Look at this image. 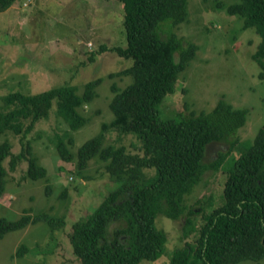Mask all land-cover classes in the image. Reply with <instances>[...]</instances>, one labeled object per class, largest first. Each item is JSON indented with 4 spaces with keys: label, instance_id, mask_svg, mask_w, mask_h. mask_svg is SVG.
<instances>
[{
    "label": "rangeland",
    "instance_id": "rangeland-1",
    "mask_svg": "<svg viewBox=\"0 0 264 264\" xmlns=\"http://www.w3.org/2000/svg\"><path fill=\"white\" fill-rule=\"evenodd\" d=\"M235 1L239 0H187L188 17L175 32L184 45L194 43L198 49L180 74L175 92L163 100L160 113L168 119L180 113L210 111L220 98L249 112L230 140L234 143L206 146L204 170L184 195L181 216L172 219L160 213L156 218L157 228L167 236L163 255L139 264H171L175 251L193 242L202 214L223 202V184L233 160L264 129V78L261 65L252 58L262 37L252 27L244 29L241 16L227 11ZM126 45L119 0H17L0 11V112L16 108L4 100L15 92L35 95L72 85L83 94L87 83L102 79L95 98L80 110L86 119L81 129H71L57 114L54 101L48 119L38 121L25 137L29 118H20L18 134L6 131L0 135V144L8 142L11 154L3 160L0 219L30 217L24 228L0 238V264H82L71 243L73 226L93 212L115 182L105 160L95 157L81 165L78 150L113 121L112 86L121 89L131 81L127 75L110 76L132 65V59L115 51ZM104 135V146L142 155L137 137L112 129ZM58 139L66 142L70 160L58 152ZM21 153L23 157H16L11 167V157ZM31 156L46 167L43 177L28 175ZM144 172L149 176L155 168L146 167ZM236 264H264V259Z\"/></svg>",
    "mask_w": 264,
    "mask_h": 264
},
{
    "label": "trees",
    "instance_id": "trees-1",
    "mask_svg": "<svg viewBox=\"0 0 264 264\" xmlns=\"http://www.w3.org/2000/svg\"><path fill=\"white\" fill-rule=\"evenodd\" d=\"M15 1L0 0V11ZM119 1L127 45L116 47L115 51L133 63L110 76L127 75L131 81L121 89L112 86V123L104 124L102 133L78 150L81 165L95 157L105 160L115 182L93 212L73 226L71 243L82 264L158 260L165 251L167 236L157 228V216H181L184 195L204 170L206 146L230 142L249 112L220 98L210 111L161 118L163 100L175 92L180 74L198 49L194 43L184 45L175 32L188 17L187 0ZM227 11L242 17L244 29L252 27L261 35L262 41L252 58L261 65L260 76L264 78V0L235 1L227 6ZM101 82V78L90 81L83 94L77 93L75 86L65 85L35 95L15 92L5 96V103L16 104V108L0 112V135L6 131L18 134L20 118H29L25 137L38 121L48 119L54 101L57 114L71 129H81L86 119L80 110L95 98ZM110 129L137 137L142 143V155L127 153L123 147L104 146V134ZM57 150L65 159L72 158L64 139H58ZM8 155L10 146L4 142L0 144V189L6 172L3 160ZM16 157L23 154L11 157V167L15 166ZM28 161L27 173L32 179L46 174V167L37 163L36 156L28 157ZM146 167L155 168V173L145 176ZM222 194L223 202L205 210L193 242L177 249L171 264H236L264 259V129L233 160ZM29 223V216L15 221L0 219V238Z\"/></svg>",
    "mask_w": 264,
    "mask_h": 264
}]
</instances>
